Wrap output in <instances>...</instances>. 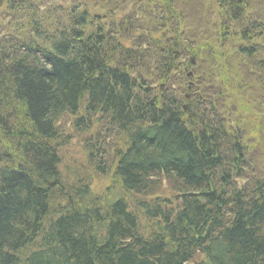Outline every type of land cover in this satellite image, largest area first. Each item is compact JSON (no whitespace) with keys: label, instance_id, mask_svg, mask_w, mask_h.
<instances>
[{"label":"trees","instance_id":"1","mask_svg":"<svg viewBox=\"0 0 264 264\" xmlns=\"http://www.w3.org/2000/svg\"><path fill=\"white\" fill-rule=\"evenodd\" d=\"M72 2L61 11L46 7L51 0H7L0 16V264H111L120 252L128 264H168L178 255L186 264H264V179L246 176L242 133L227 128L229 114L210 104L202 81L191 87L208 100L201 109L198 100L183 109L184 97L153 86L171 85L176 66L188 68V57L201 53L195 27L181 19L169 25L170 14L162 28L177 36L167 41L184 50L165 55L141 42L134 50L125 41H139L138 33L117 31L114 22L104 36L88 0ZM224 2L212 35L240 33L251 45L237 51L264 72V22ZM254 2L264 14V0ZM218 86L222 103L228 89ZM82 107L71 127L80 121L89 133L83 157L108 178L99 190L87 171L58 166L68 144L58 118ZM106 133L113 136L108 161L96 144ZM164 183L174 201L154 195ZM60 212L64 225L56 223ZM77 239L85 243L70 246ZM199 248L207 257L189 261Z\"/></svg>","mask_w":264,"mask_h":264},{"label":"rangeland","instance_id":"2","mask_svg":"<svg viewBox=\"0 0 264 264\" xmlns=\"http://www.w3.org/2000/svg\"><path fill=\"white\" fill-rule=\"evenodd\" d=\"M59 1V0H58ZM57 0L55 4H58ZM210 3L209 1H204ZM204 2L201 1L197 3L195 11L197 15L203 16V20H208V14L210 12L207 9L213 10L212 18L206 22L201 31L198 27L201 24V20L196 18L195 15L190 14L188 17L183 18L184 22L188 24L189 27H195V31L199 36V45L201 53L195 56L194 66L182 67L185 72L191 71L193 77L185 78L183 72H179V75H173L172 82V92L175 96L182 98L187 94L186 79L196 81L198 77H203L201 86L205 89L208 87L207 94H210V104L214 106L215 110L219 113L223 110L224 113L229 114V119L227 120V127H236L242 133V143L245 147V158L248 162V167L254 170V172L264 179V83L261 88L256 85L258 84V73L254 72L252 75H245V69L240 71L237 64L244 59L235 51V46L237 40L233 39L230 42L226 41L222 36L212 35L213 30L216 28L214 22L218 18L217 5L214 4L209 7L204 6ZM69 1H65L62 6H68ZM89 7L95 11H99L105 16L109 21L111 14H118L117 10L114 9L112 5H99L96 2L91 1ZM131 7V5H130ZM128 11L134 13V8H129ZM1 13V11H0ZM123 15V13H122ZM1 22V21H0ZM210 31V34H209ZM234 42V43H233ZM210 70V71H209ZM206 74L205 76H203ZM186 81V82H185ZM161 82L157 81L155 87L158 89V85ZM220 84H225L228 89L224 92L222 97V103L217 100V95L220 92ZM163 89V87L161 88ZM202 96V94H201ZM192 100H198L200 102L199 109H201L204 104L208 103V100L204 98L203 100L197 99L195 96L193 99H189L186 103ZM205 100L207 102H205ZM184 104L185 101H182ZM60 123V122H59ZM64 129L61 131L62 136L65 137L67 146L60 151V159L62 166H66L69 169H81L87 171L88 168L85 164L82 151L83 138L82 131L78 128L74 129L69 124L68 120L63 122ZM112 136H104L102 144L105 147H111ZM110 151L106 152V161H108V156ZM90 172V183L91 187L95 190L101 189V187L108 181L106 175L97 174L92 169ZM249 175L248 173H246ZM254 174V173H251ZM242 181L239 180L238 183ZM154 195L160 198H167L169 200H175V194L171 191L169 185L164 183L159 185L154 191ZM131 199H135L138 195L133 193H128ZM152 195L145 193L142 196L144 202H149ZM152 200V199H151ZM145 232V229L143 230ZM200 256L196 255V260Z\"/></svg>","mask_w":264,"mask_h":264},{"label":"bare ground","instance_id":"3","mask_svg":"<svg viewBox=\"0 0 264 264\" xmlns=\"http://www.w3.org/2000/svg\"><path fill=\"white\" fill-rule=\"evenodd\" d=\"M201 1H203V2L204 1H207V2L208 1L209 2L210 1L211 2L214 1L217 6H222L223 3H225L224 0H169L170 5H171L172 12L174 13L175 16H177L179 18H186L190 14H192V15H195L196 18H199V20L203 21L202 14L201 15H197V12L195 11V9H197L196 8L197 3L201 2ZM254 1L255 0H241L239 2H232V1H229L228 0V2L235 3V6H237L234 9L246 8V9H251V10L256 11L257 14H258V16L260 17L261 21L264 22V14H260L259 13V7H257L255 5V2ZM210 3H207L206 4V2H204L203 7L204 6H208V4H210ZM220 35L226 41H229V42L231 40L235 39V40H237V43H240V44L243 43L245 45H251V43H250V41L248 39H244L240 35V33L235 32V31H232V30H223L220 33ZM82 111H83V107H82V110L81 111L79 110V112L76 113L75 115L64 114V115L60 116L58 118V121H57V127L59 129V132H61L64 129V126H63V123H62L64 120H68L69 121V124L72 125V124H74V120H79V118L81 116H83V112ZM91 115H94V114H91ZM78 122H80V121H78ZM101 124L106 125L107 124V121L106 122L103 121V123H101ZM108 135H110V134H108V133L105 134V136H108ZM58 166L60 168V165H58ZM93 192H95V191H93ZM51 215H50V217H51ZM64 217H65V213L60 212L59 215L57 216L56 223L57 224L59 223V225H64L63 223H66V220L64 219ZM76 243L83 244V243H85V241L80 240V239H77V241L71 242L70 246H74ZM20 245H22V246H28L29 243L27 241H25V240H22V241H20ZM81 254H82V251H81ZM128 256L129 255L126 254L125 252H120L119 254H117L116 257L113 258L111 264H128L129 261H130V258ZM182 260H183L182 256H179L178 255L177 258L175 259V261L173 263L171 262V264H181L182 263ZM106 264H110V263H106Z\"/></svg>","mask_w":264,"mask_h":264},{"label":"water","instance_id":"4","mask_svg":"<svg viewBox=\"0 0 264 264\" xmlns=\"http://www.w3.org/2000/svg\"><path fill=\"white\" fill-rule=\"evenodd\" d=\"M2 0H0V4H1Z\"/></svg>","mask_w":264,"mask_h":264}]
</instances>
